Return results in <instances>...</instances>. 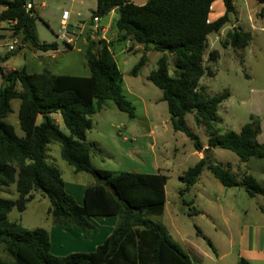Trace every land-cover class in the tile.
<instances>
[{"label": "trees", "instance_id": "trees-1", "mask_svg": "<svg viewBox=\"0 0 264 264\" xmlns=\"http://www.w3.org/2000/svg\"><path fill=\"white\" fill-rule=\"evenodd\" d=\"M215 1L149 0L144 6H136L127 0H97L93 17L102 18L118 9L117 29L134 45L162 54L148 78L162 91L175 131L184 133L193 142L194 149L202 153L204 144L186 124V117L194 115L196 125L208 132L210 149L233 152L244 164L251 158H264V145L258 142L260 120L252 115L240 132H222L218 128L222 123L218 111L230 98V93L209 96L199 91L203 77L215 76L214 71L205 67L208 37L231 24L236 13L234 0H221L225 15L209 22ZM257 1L264 3V0ZM27 3L32 0H0L5 8L0 22L13 25L12 30L20 37L21 45L45 53L58 51L57 42H40L36 27L39 17L34 5L27 12ZM261 15L264 16V9ZM251 41L250 32L236 28L227 33L222 46L243 50ZM170 55L176 68L174 76L169 73ZM11 56H0V186L14 185L18 197L0 196V244L5 246L10 258L9 261L0 258V264H193L167 228L153 220L165 212L168 176L160 171L158 174L114 173L92 164L96 146L87 143V134L92 129V117L105 102L113 101L119 111L135 118V107L124 95L122 73L108 43L103 39H88L85 50L88 77L57 75L48 70L29 74L2 66ZM219 59V51L210 53L211 62ZM146 62V57H142L132 75L137 76ZM14 100L20 101L18 121L22 136L7 120L14 112ZM54 114L60 115L68 135L62 132L52 117ZM53 143L60 145L61 158L76 173H87L94 178L100 175L106 182V185L96 183L87 187L82 206L67 192L61 171L48 162V146ZM205 169L226 188H243L250 197L264 196V187L252 175L245 174L240 180L230 166L216 162L213 156L209 160L201 158L180 176L184 184L180 196L199 182ZM36 192L50 200L48 213L56 223L80 227L85 239L97 232L89 217H117V226L94 252L56 256L51 252L47 230H29L9 220L14 209L20 213L27 210ZM184 204L191 207L194 201H184ZM192 214L199 212L194 210ZM197 234L217 255L212 241L200 230ZM238 264L251 262L240 256Z\"/></svg>", "mask_w": 264, "mask_h": 264}, {"label": "rangeland", "instance_id": "rangeland-1", "mask_svg": "<svg viewBox=\"0 0 264 264\" xmlns=\"http://www.w3.org/2000/svg\"><path fill=\"white\" fill-rule=\"evenodd\" d=\"M34 2L39 4V13L42 15L36 22L39 40L57 42L63 48L61 50H64L56 58V62H49L48 71L53 74L89 76L85 52H67L68 47L58 38L62 33L63 11L70 8V0H34ZM42 3L45 4L44 8H41ZM77 10L75 9L74 12H78ZM258 13H260L258 18L262 21L264 16L261 12ZM76 14L72 16L73 20L78 19ZM246 22L247 18H245ZM254 35L258 36L255 37L252 50L247 55L242 52H228L217 62H211L209 48L205 51V67L214 71L215 76L203 77L199 91L209 96H216L225 91L230 93V98L221 104L218 111L222 119L218 128L222 132L229 130L240 132L242 126L250 121L251 113L255 111H261L264 116V102L253 104V94H251L252 90L264 92V33L258 32ZM124 44L119 45L116 42L113 51L122 73L124 95L135 107V118L132 119L126 113L119 111L113 101L105 102L102 109L92 117V129L87 134V143L96 146L91 156L93 166L114 173L148 174L157 173V169H160L169 178L166 185L167 203L164 214L153 217V220L163 224L175 242L184 250L185 246L188 249L189 245H192L190 255L194 264H237L239 256H242L239 248L240 232L244 226L258 224L264 219L260 211V207H264V197L257 195L252 198L244 194L243 188H226L207 169L203 171L199 182L190 192L183 197L180 196V191L184 188L180 176L195 166L203 158V154L194 149L193 142L184 133L174 130L168 105L162 99V91L149 81L148 77L157 68L161 53L153 49L149 52L143 49L129 51L125 49ZM217 46L220 47V44ZM16 47L17 45L15 49ZM16 51H9L14 57L13 63L8 65L10 69L14 64L17 66L16 64L22 61ZM144 56L147 60L146 65L139 70L137 76H133L132 71ZM175 72L174 58L170 57L169 73L174 76ZM12 105L14 112L7 120L15 127L17 134L22 136L18 121L20 101L14 100ZM54 118L55 121H59L62 132L68 135L69 132L62 118L59 115ZM186 124L198 135L204 144V149L209 148L208 132L204 127L196 125L194 115L186 117ZM47 156L49 161L61 171L68 193L70 185L95 184L93 176L76 173L74 168L61 158L58 143L48 146ZM213 157L216 162L230 166L235 175L240 174L244 169V166L240 168L239 157L228 150L217 148ZM0 196L16 199L18 194L14 185L0 186ZM72 196L77 202L76 197ZM34 197L24 213L14 209L9 215V220L29 230L42 228L51 231L56 223L55 218L48 213L51 208L50 200L40 192H36ZM184 201L188 203L194 201V205L189 207ZM194 210L199 211L200 214L190 215ZM105 223L107 222L104 220L102 224ZM59 225L65 226L61 223ZM96 228L98 232V227ZM198 230L212 241L218 250V256L212 252L206 241L198 236ZM54 244L56 250H66L61 240H54ZM0 258L10 260L2 244H0ZM252 263L262 264L257 261Z\"/></svg>", "mask_w": 264, "mask_h": 264}, {"label": "crops", "instance_id": "crops-1", "mask_svg": "<svg viewBox=\"0 0 264 264\" xmlns=\"http://www.w3.org/2000/svg\"><path fill=\"white\" fill-rule=\"evenodd\" d=\"M127 1L129 3H133L136 6H144L147 4L149 0H127ZM32 4L34 5L37 11L38 17H41L42 15H40L39 13L40 10L38 8L39 4L34 2V0H32ZM234 5H235L236 13L234 17L232 18L233 22L225 26L219 33L211 34L208 37V47L206 49L209 48V55L212 51H216V50L219 51L220 58L227 55L228 52H234V53L242 52L243 54L247 55L252 50L253 44L256 40L255 37L258 36V35L255 36L254 33H258V32L264 33V18L261 19L262 21H260L258 18V14H260L258 12H261L264 9V3L261 4L257 0H234ZM44 7H45V4L42 3L41 8H44ZM96 7H97V0H70V8L68 10L65 9L64 11L70 12V18L68 21L69 28L71 31L76 32L78 36L76 39L75 46L72 48H67L66 50L67 52L80 51V53H84L87 48L89 38L92 41H98L100 39L105 40L109 45L110 52L115 61L116 59H115L113 47H115L116 42H118L119 45L125 43L124 44L125 49L129 51H136L137 49H143L144 51H146L144 46L134 45L128 38L125 37L124 32H120L117 29L116 24H117L119 15H116L114 11L100 18L101 31L98 32V34L93 33L90 30V28L92 24L93 12L95 11ZM4 9L5 8L3 6H0V14L3 12ZM75 9H78L77 10L78 12H74ZM82 9L84 11H82ZM74 13H77L76 17L78 19H75V20L72 19V16L74 15ZM225 13H226V8H225L223 1L217 0L213 2L211 5V10L209 14V22L212 23V22L217 21L218 19L223 17ZM245 18H247L246 23H245ZM12 26L13 25L10 23L0 22V56L5 57L7 55H10L11 53L9 52L10 51L9 47L10 45H13L14 43L17 45L15 50H18L19 48H21L18 51V55L19 57L22 58V61L20 63H17L16 64L17 66H15L14 64V67L11 68L12 70H15V69L19 71L25 70L29 74H40L44 72L45 70H48V67L50 66L49 62L51 63H54V61L56 62V58L62 52H64V50H61L63 48L60 46H59L58 51L45 53V52L36 51L35 49H33L32 47L28 45H21L19 41L20 37L14 34L12 30ZM236 28H242L244 31L251 33L252 41H251L250 46L243 50L233 49L230 46L224 48L222 46V42L225 40L227 33L230 30H233ZM214 35L215 37H213ZM38 38H39V35H38ZM40 42L52 43V42H47L44 40L42 41L40 40ZM218 44H220V47L217 46ZM241 56L243 57L242 54ZM170 57H173V56L170 55ZM13 61H14V57L11 56L10 60L2 64V66L8 67V65H10L11 62L13 63ZM57 75H68V74H57ZM71 76H78V75H71ZM81 77H88V76H81ZM1 85H2V79L0 78V87ZM251 94H253V104L255 102L256 103L264 102V92H260V91L253 92L252 90ZM260 112H257V111L253 112L251 113L250 117L253 115L260 120L261 132L258 136V142L261 145H264V116H262ZM56 115L58 114H54L52 115V117L54 118V116ZM250 117H249V120H250ZM56 122L59 125V121H56ZM206 149H210V148L207 147ZM214 153H215V149H213V156H214ZM47 159H48V156H47ZM48 162L52 164L49 161V159H48ZM240 164L242 165L243 163H240ZM241 165H240V168L242 169V167L244 166V169L242 170L240 174H236L238 179L241 180L245 174H249V175H252L264 187V158L263 159L251 158L247 163H244L242 166ZM159 171L160 169H157V173L154 172V173H148V174H158ZM96 183L97 182H95V184ZM89 186H92V185L87 184L84 186H79V185L78 186H75V185L68 186L69 193H71L72 195L76 197L78 205L80 206L83 205L85 190ZM66 190H67V185H66ZM244 194H247V192L245 191ZM166 200H167V194H166ZM260 211L262 215H264L263 206L260 207ZM87 219L93 226L98 227V232L95 234H92L88 239L83 238V231L80 227L76 225H68V226L62 227L61 225L55 222L56 225L54 226V228H52L51 231H48L50 235V239H51V252L56 256H67L73 253L94 252L114 232L117 226V223H118L117 217H109V219L106 217H89ZM104 220L107 223L102 224ZM259 222L260 223L258 224L244 226L242 228L243 230L240 232V246H239L240 254L244 258L249 260L251 264H253L252 263L253 261H257V262L264 264V219ZM57 239L61 240L62 245L64 249L66 250H56L55 249L54 240L57 241ZM190 246L192 245H189L188 247L189 250L187 249L186 246L184 248H185V251L188 252L193 262V258L190 255L191 254ZM79 250H81L82 252H78ZM218 255L219 254L217 250L216 256Z\"/></svg>", "mask_w": 264, "mask_h": 264}, {"label": "built area", "instance_id": "built-area-1", "mask_svg": "<svg viewBox=\"0 0 264 264\" xmlns=\"http://www.w3.org/2000/svg\"><path fill=\"white\" fill-rule=\"evenodd\" d=\"M33 9V4L32 3H27L26 5V10L27 12ZM69 18H70V12L64 11L62 15V33L58 37L59 40H61L65 46L68 48H72L75 46L76 39L78 34L76 32H73L69 28ZM90 30L93 33L98 34V32L101 31V26H100V18L99 17H93L92 18V24ZM15 43L13 45H10L9 50L14 51L15 50Z\"/></svg>", "mask_w": 264, "mask_h": 264}, {"label": "water", "instance_id": "water-1", "mask_svg": "<svg viewBox=\"0 0 264 264\" xmlns=\"http://www.w3.org/2000/svg\"><path fill=\"white\" fill-rule=\"evenodd\" d=\"M114 13H115L116 15H119V14H120V11L117 9V10L114 11ZM202 154H203V158L209 160V159H211L212 156H213V149H210L209 152H207V149H204V150L202 151ZM95 181H96L97 183H99L100 185H106L105 180H104V179L102 178V176H100V175L95 177Z\"/></svg>", "mask_w": 264, "mask_h": 264}]
</instances>
